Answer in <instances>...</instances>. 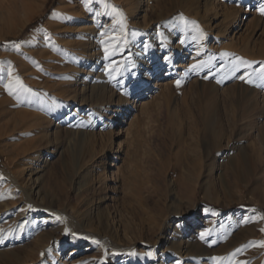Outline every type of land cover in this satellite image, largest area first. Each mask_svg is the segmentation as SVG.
<instances>
[{"label": "rangeland", "instance_id": "rangeland-1", "mask_svg": "<svg viewBox=\"0 0 264 264\" xmlns=\"http://www.w3.org/2000/svg\"><path fill=\"white\" fill-rule=\"evenodd\" d=\"M205 2L0 0V264H262L264 0Z\"/></svg>", "mask_w": 264, "mask_h": 264}, {"label": "bare ground", "instance_id": "bare-ground-1", "mask_svg": "<svg viewBox=\"0 0 264 264\" xmlns=\"http://www.w3.org/2000/svg\"><path fill=\"white\" fill-rule=\"evenodd\" d=\"M199 1V0H198ZM72 4V3H71ZM213 4H214V2L212 3V0H206V2H205V8L207 9L208 7L210 8V9H208V10H211L212 9V7H213ZM215 5V4H214ZM135 6V3L133 2V4H132V7L129 9V12L131 13V12H133L134 10H135V8H133ZM198 8V7H197ZM194 10H195V8H194ZM214 10H215V8H214ZM206 11V10H205ZM213 11V10H212ZM223 11V10H222ZM226 11H228V10H226ZM209 11H207V13H208ZM230 14H232V13H230ZM197 15V14H196ZM208 15V14H207ZM56 16H55V14H52V16H51V19H54ZM230 18V16H226L224 19L226 20H228ZM55 22L56 23H58V21H54V22H51V23H53L52 24V26H54V24H55ZM205 22V21H204ZM209 22V21H208ZM207 22V23H208ZM236 22V21H235ZM210 23V22H209ZM51 31H52V29H50ZM164 33L166 32V30H164L163 31ZM37 33V32H36ZM36 33H33V34H31V36H29V37H35V35H37ZM52 39H54V38H52ZM37 41V40H36ZM55 42V41H54ZM28 44H30V43H28ZM31 46V45H30ZM32 47V46H31ZM48 48V47H47ZM54 48V47H53ZM42 50V49H41ZM43 50H45V49H43ZM51 52H52V49H48L47 51H44V52H40V53H37V58L38 59H40L41 61H46V59L49 57V56H51ZM144 54L145 53H143V54H141V55H139V56H137V58H135V60H136V62H140V61H142L143 60V56H144ZM53 55V54H52ZM136 62H134L133 63V65H131V67L129 68V69H131V70H133L134 72H136L137 73V71H139V70H137V67H136ZM169 62H170V60H169ZM142 63H143V61H142ZM151 69H149L148 70V72H147V74L145 75V79H144V85H146V83L149 81V79H150V73H151ZM93 92H94V89H93ZM97 92V91H96ZM102 92V91H101ZM254 93V92H253ZM94 94V93H93ZM91 96H92V94H91ZM101 97V96H100ZM255 97V96H254ZM83 100V99H82ZM99 100H101V99H99ZM257 100H258V98H257ZM98 101V100H97ZM256 101V100H255ZM96 102V101H95ZM94 102V103H95ZM103 102V101H102ZM83 103V102H82ZM256 103V102H255ZM262 103V102H261ZM260 104V103H259ZM99 108V107H98ZM257 108V107H256ZM259 108V107H258ZM251 109V108H250ZM262 112V111H261ZM262 114H263V112H262ZM257 137L260 139V140H262V139H264V135H257ZM263 141V140H262ZM244 160H245V158H244ZM245 164V163H244ZM247 164V163H246ZM254 165H255V163H254ZM249 166V165H248ZM249 168V167H248ZM256 168V167H255ZM23 191V190H22ZM24 193H25V197L27 198V200L28 201H31L30 200V193L29 192H27V191H23ZM78 192H80V190H78ZM29 205H30V203H28ZM49 205H51V207H57V203H49ZM41 207V206H40ZM40 207H33V209H36V210H41V208ZM48 208V207H47ZM47 210V209H46ZM34 212V211H33ZM49 212L50 213H54V214H56L57 216H59L60 218H64V219H66L65 218V214H66V212H68V211H66V209H59V210H53V209H49ZM91 212V208L89 209H87V211H86V213H85V215L86 214H89ZM44 213V212H43ZM75 214V213H74ZM67 215V214H66ZM63 219V220H64ZM69 221V220H68ZM64 222H66V221H64ZM87 222V221H86ZM86 222H84V223H86ZM67 223V222H66ZM76 223V222H75ZM83 223V222H82ZM79 226H81L80 224H79ZM85 226L86 227H88V225H84V228H85ZM82 231V230H81ZM84 234L85 235H87V236H92L93 234L92 233H90V232H84ZM65 236H67V233H65V235H63V237H61L58 241H60V240H64L65 238ZM185 243V242H184ZM174 244H176V243H172V245H174ZM185 246H187V250L188 251H196V252H198V250L200 249V246L199 245H197L195 242H190V241H188L187 243H185ZM181 248V242L177 245V248L176 249H180ZM127 249V248H126ZM134 252V251H133ZM195 252V253H196ZM132 253V252H131ZM189 253V252H188ZM194 253V254H195ZM197 255V254H196ZM199 255V257H205L206 258V263L207 264H213V254H211V253H209V252H207V251H203L202 253L200 252V254H198ZM217 258V257H216ZM103 259H105V256L103 257ZM218 260H220V256H218ZM262 264H264V256H263V258H262ZM139 264H141L140 262H139Z\"/></svg>", "mask_w": 264, "mask_h": 264}, {"label": "snow or ice", "instance_id": "snow-or-ice-1", "mask_svg": "<svg viewBox=\"0 0 264 264\" xmlns=\"http://www.w3.org/2000/svg\"><path fill=\"white\" fill-rule=\"evenodd\" d=\"M105 7H108V5H105ZM259 11L262 15H264V6H262L259 9ZM117 14H119V13H117ZM180 19L183 20V17H181ZM120 24H121V28H123L124 25H123L122 18H121ZM102 35H104V34L102 33ZM221 55H227V54L222 53ZM241 64H247L249 67H251V65L248 64V62H246V61H241ZM203 66H204L203 64L200 65V67H203ZM193 67L195 68L196 66L194 65ZM236 67L238 68L239 65H237ZM235 70L236 69H234V71ZM9 77L10 78L12 77L11 71H9ZM112 78L114 79L115 77H112ZM241 79H244V77H241ZM245 82L249 83V84H255L258 87H264V66L261 67L259 73L257 75H255V78L250 77ZM176 83H177V87H179L180 82L177 81ZM4 86H5L6 90L8 91V94L10 96H13L18 101H22L23 99H26L28 95H35V93H32L31 89H28L27 87L24 86L23 82L19 79V77H15L11 81L10 84H6ZM57 219H59V217H57ZM261 231H264V229H261ZM203 238H204V234L201 235V239H203ZM0 242H2V239H0ZM261 243H262V246H264V242H261ZM149 255H151V253H149Z\"/></svg>", "mask_w": 264, "mask_h": 264}, {"label": "trees", "instance_id": "trees-1", "mask_svg": "<svg viewBox=\"0 0 264 264\" xmlns=\"http://www.w3.org/2000/svg\"><path fill=\"white\" fill-rule=\"evenodd\" d=\"M1 44V43H0Z\"/></svg>", "mask_w": 264, "mask_h": 264}]
</instances>
